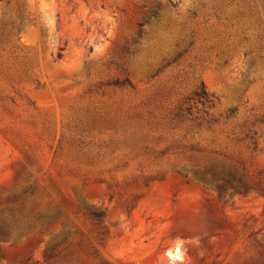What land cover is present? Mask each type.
I'll use <instances>...</instances> for the list:
<instances>
[{
	"label": "rangeland",
	"instance_id": "374dc122",
	"mask_svg": "<svg viewBox=\"0 0 264 264\" xmlns=\"http://www.w3.org/2000/svg\"><path fill=\"white\" fill-rule=\"evenodd\" d=\"M0 264H264V0H0Z\"/></svg>",
	"mask_w": 264,
	"mask_h": 264
},
{
	"label": "trees",
	"instance_id": "16d2710c",
	"mask_svg": "<svg viewBox=\"0 0 264 264\" xmlns=\"http://www.w3.org/2000/svg\"><path fill=\"white\" fill-rule=\"evenodd\" d=\"M62 49H60L61 51ZM57 58L60 59L61 58V53H58L57 55ZM195 97L199 98L200 100L203 99L204 101H207L208 97L206 95V93L204 92V90H201L199 92H196L194 94ZM217 189H221L220 186L217 187ZM92 217L96 218V219H99L101 217V214L100 213H97V214H91Z\"/></svg>",
	"mask_w": 264,
	"mask_h": 264
}]
</instances>
